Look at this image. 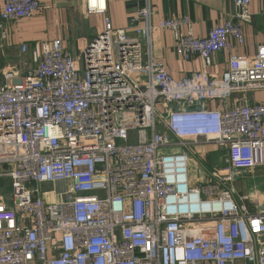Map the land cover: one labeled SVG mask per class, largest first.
<instances>
[{"label": "built area", "instance_id": "obj_1", "mask_svg": "<svg viewBox=\"0 0 264 264\" xmlns=\"http://www.w3.org/2000/svg\"><path fill=\"white\" fill-rule=\"evenodd\" d=\"M230 1L233 15L199 38L187 18L153 24L151 0L118 30L107 0H82L103 19L80 54L60 39L18 46L32 66L0 73V183L10 186L0 264H264V204L232 187L234 174L264 168V103L250 98L264 92V46L208 72L244 44L253 0ZM41 8L0 0V50L2 26ZM155 32L203 70L174 79L154 57ZM204 145L225 164L192 182Z\"/></svg>", "mask_w": 264, "mask_h": 264}, {"label": "crops", "instance_id": "obj_2", "mask_svg": "<svg viewBox=\"0 0 264 264\" xmlns=\"http://www.w3.org/2000/svg\"><path fill=\"white\" fill-rule=\"evenodd\" d=\"M37 1L42 5L41 10L31 19L21 21L15 24L17 27L10 29L12 40L8 41V46H11L12 41V45L29 42L40 43L37 37L43 25L40 22L41 19H86V26L89 30L97 28L100 32L102 30L103 18L101 16L86 15L82 6V0H72L71 2L56 0ZM142 5V0H107L108 17L113 29H126L130 18ZM151 9L153 24L171 18H187L190 21V29L193 35L199 38H206L209 31L215 25L221 24L233 15V7L230 0H151ZM248 13L250 15V22L242 26L243 46L239 47L231 42L233 49L230 53L224 52L215 55L213 66L208 69L209 74L219 76L226 70L228 60L231 57H252L255 55L258 47L264 46V0H253L248 8ZM75 27L77 31H80L81 28L79 26L75 25ZM183 32H186V29H183ZM30 37H32L31 40H29ZM54 39L61 38L55 36L52 40ZM69 51L73 55H78V52L75 50ZM153 54L157 60H160L164 64L170 75L177 80L189 77L191 74L203 70L199 58L185 62L176 55L174 51V39L169 32H155L153 34ZM250 98L253 103H264L263 93L257 92ZM202 149L205 148H196L193 151V156L202 158ZM247 183L249 190L246 193H237L239 197L248 196L256 198V200L264 198V180L261 181L258 178L257 180L252 178L250 180L249 178ZM252 184L259 185L261 188L255 187V190H251ZM245 204L248 205V203Z\"/></svg>", "mask_w": 264, "mask_h": 264}, {"label": "rangeland", "instance_id": "obj_3", "mask_svg": "<svg viewBox=\"0 0 264 264\" xmlns=\"http://www.w3.org/2000/svg\"><path fill=\"white\" fill-rule=\"evenodd\" d=\"M86 19H41V23L43 24L40 28V32H38V41L40 43L49 42L53 37H59L64 42L66 47L73 51H77V54H80L84 49L86 44H89L100 32V30L93 29L89 30L86 26ZM75 25L79 26L81 29L77 31ZM17 26H2V32H6L7 41L3 42L0 54V73L4 66H13L23 74L28 68L32 66L30 60V52L26 54H20L18 51L19 45L8 46L7 43L11 39L12 33L10 32L11 28H15ZM19 27V25H18ZM30 37L29 40H31ZM28 40V41H29ZM32 49L38 42L34 43H26ZM87 46V45H86ZM3 84L1 75H0V86ZM263 93L264 92H260ZM255 94V93H254ZM251 97V96H250ZM203 151L202 158L192 156L190 158V167L189 173L192 178V182H201L202 179H205L207 172H211L214 168L224 167L225 164V154L224 152H216L212 150L211 146L204 145L201 148ZM256 179L264 180V168L254 169L250 172L236 173L234 174V181L232 187L236 193H246L249 190L248 179ZM256 188H261L259 185L252 184L251 190H255ZM0 189L4 193L9 192L10 186L8 182L0 183ZM263 194V193H261ZM260 203L264 204V198L260 199ZM264 207V206H263Z\"/></svg>", "mask_w": 264, "mask_h": 264}, {"label": "water", "instance_id": "obj_4", "mask_svg": "<svg viewBox=\"0 0 264 264\" xmlns=\"http://www.w3.org/2000/svg\"><path fill=\"white\" fill-rule=\"evenodd\" d=\"M86 47H88V45Z\"/></svg>", "mask_w": 264, "mask_h": 264}]
</instances>
